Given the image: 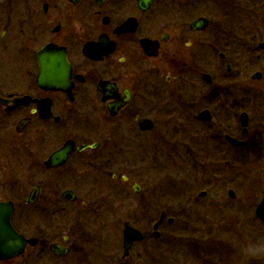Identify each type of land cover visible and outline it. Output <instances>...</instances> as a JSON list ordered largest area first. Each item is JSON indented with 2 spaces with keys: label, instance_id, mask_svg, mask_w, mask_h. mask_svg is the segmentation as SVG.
Listing matches in <instances>:
<instances>
[{
  "label": "flooded vegetation",
  "instance_id": "obj_1",
  "mask_svg": "<svg viewBox=\"0 0 264 264\" xmlns=\"http://www.w3.org/2000/svg\"><path fill=\"white\" fill-rule=\"evenodd\" d=\"M213 1L0 0V204L27 241L0 264H159L165 225L264 224V0H225L215 22ZM175 128L199 140L167 143ZM164 143L214 176L210 194L231 182L228 151L250 145L263 176L230 214L179 189L170 217L132 155Z\"/></svg>",
  "mask_w": 264,
  "mask_h": 264
},
{
  "label": "rangeland",
  "instance_id": "obj_2",
  "mask_svg": "<svg viewBox=\"0 0 264 264\" xmlns=\"http://www.w3.org/2000/svg\"><path fill=\"white\" fill-rule=\"evenodd\" d=\"M225 0H217L210 4V13L212 20L215 22L222 18L223 8L221 3ZM239 1V0H235ZM6 27V25H5ZM5 30V29H4ZM214 32V31H213ZM11 64L8 65L10 68ZM168 108L163 107V112H177L180 109H176V105L167 104ZM172 128V127H171ZM175 130L171 135L164 134V138L167 143H173L178 141L184 146L193 144L196 140H199V134L192 132V134H183L178 130ZM202 136V135H200ZM188 140H187V138ZM203 137V136H202ZM258 138V137H251ZM260 142H264V137L259 136ZM193 142V143H192ZM197 143V141H196ZM165 144V143H164ZM198 144V143H197ZM260 153L264 151V147L260 146ZM183 151V152H182ZM180 151V154H184V150ZM255 154L252 147H246L241 151H228L226 152V160L236 162L226 169L227 178L230 183H222L221 187L215 188L210 194V185L216 184L214 176L206 175L197 170V167H193L195 170V176H191L190 170H187L188 163L186 165L180 164L175 166L176 153L168 150L166 144L162 149H156L151 151H134L132 153L135 160L138 156L141 159L145 158V162L136 164L138 169L143 171V176L140 177V185L143 188L149 190L156 189L160 182L163 187L159 190L161 201L164 209H168L170 217H173V213L176 209V203L178 202L177 196L179 189L180 192L183 189L191 188L194 192V197L201 192H209V196L206 199H200L196 203L195 208H210L214 207L213 201L220 202L223 205L222 208L228 210L230 214L233 209L243 207L246 199L250 195V190L257 186V180H261L263 176L262 167H254L255 163L250 161L254 159ZM183 159H188L184 157ZM144 160V159H143ZM170 161V162H169ZM190 164V163H189ZM193 165V164H192ZM191 169V166H190ZM211 176V177H210ZM180 181L182 184L179 186L176 183ZM182 187V188H181ZM234 190L237 199L231 200L228 196L229 190ZM179 192V193H180ZM176 196V197H175ZM261 195L258 194V198ZM245 198V199H244ZM249 206V205H248ZM211 207V208H212ZM250 207V206H249ZM235 212V210L233 211ZM204 214V210L202 211ZM158 216V215H157ZM156 220L153 221V223ZM214 222V221H213ZM207 222L198 226H192L188 229L176 224L174 226L165 225L160 229V244L163 248L162 258L159 260V264H219L220 258L225 259L227 264H264V224L258 223L253 230H246L245 227H241L239 223L234 224L235 221H231V217H228V222L232 225L225 229H217L215 223ZM223 262V261H222Z\"/></svg>",
  "mask_w": 264,
  "mask_h": 264
},
{
  "label": "water",
  "instance_id": "obj_3",
  "mask_svg": "<svg viewBox=\"0 0 264 264\" xmlns=\"http://www.w3.org/2000/svg\"><path fill=\"white\" fill-rule=\"evenodd\" d=\"M2 209L0 204V250L4 252L2 257L7 259L12 256L21 255L27 246V241L13 230L10 214L3 212ZM256 215L260 220L264 221V190L262 200L256 210ZM161 220H159V223L155 226L156 229L161 224ZM132 232L135 233L136 231L127 224L124 230L126 249L130 242L134 240L133 237H130V233Z\"/></svg>",
  "mask_w": 264,
  "mask_h": 264
}]
</instances>
